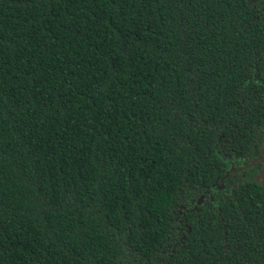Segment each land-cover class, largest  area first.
<instances>
[{
	"label": "trees",
	"instance_id": "1",
	"mask_svg": "<svg viewBox=\"0 0 264 264\" xmlns=\"http://www.w3.org/2000/svg\"><path fill=\"white\" fill-rule=\"evenodd\" d=\"M263 155L264 0H0V264H264Z\"/></svg>",
	"mask_w": 264,
	"mask_h": 264
},
{
	"label": "water",
	"instance_id": "2",
	"mask_svg": "<svg viewBox=\"0 0 264 264\" xmlns=\"http://www.w3.org/2000/svg\"><path fill=\"white\" fill-rule=\"evenodd\" d=\"M257 162H261V163H262V168H261V170H260V172H259V176H258L257 180L260 181L261 184L264 186V155H263V156L256 157V158L253 159L250 163H247V164H245V165H243V166H240V167H238V168L230 167L229 170L226 172V175H225V177L223 178V180H224L225 178H227V177L230 175V173H231L232 171H234V172H241V171L244 170L245 168H250V167H252V166L255 165ZM222 187H223V186H221V188H222ZM202 201H203V197H201V198L199 199L198 202L201 203Z\"/></svg>",
	"mask_w": 264,
	"mask_h": 264
}]
</instances>
